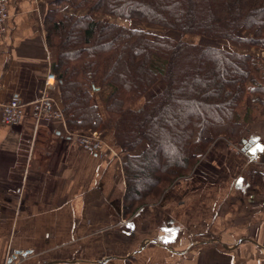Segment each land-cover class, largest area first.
<instances>
[{
	"label": "crops",
	"instance_id": "obj_1",
	"mask_svg": "<svg viewBox=\"0 0 264 264\" xmlns=\"http://www.w3.org/2000/svg\"><path fill=\"white\" fill-rule=\"evenodd\" d=\"M54 1L8 0L0 106L39 98L54 61L43 29ZM98 133L112 155L87 152L64 121L28 112L16 127L0 122V264H264V125L237 150L217 140L192 174L128 219L124 155L106 120Z\"/></svg>",
	"mask_w": 264,
	"mask_h": 264
},
{
	"label": "trees",
	"instance_id": "obj_2",
	"mask_svg": "<svg viewBox=\"0 0 264 264\" xmlns=\"http://www.w3.org/2000/svg\"><path fill=\"white\" fill-rule=\"evenodd\" d=\"M53 5L43 29L65 127L89 135L106 120L114 147L124 155L125 219L192 174L217 140L245 146L258 120L264 122V58L175 42L145 29L264 51V0ZM241 32L248 37H239ZM158 82L163 90L143 100Z\"/></svg>",
	"mask_w": 264,
	"mask_h": 264
},
{
	"label": "built area",
	"instance_id": "obj_3",
	"mask_svg": "<svg viewBox=\"0 0 264 264\" xmlns=\"http://www.w3.org/2000/svg\"><path fill=\"white\" fill-rule=\"evenodd\" d=\"M8 0H0V36L6 32L9 14L7 11ZM56 89V78L53 74H48L44 88L40 92L39 98L32 103L23 104L17 99L8 101L0 106V122L7 127H16L20 124L29 112L31 118L36 122L63 121L62 113L56 99L51 94ZM76 143L87 152L96 156L107 157L112 155V149L107 146L98 132L82 135L74 133ZM233 150H237L240 145L228 144ZM264 173V164L260 165Z\"/></svg>",
	"mask_w": 264,
	"mask_h": 264
},
{
	"label": "rangeland",
	"instance_id": "obj_4",
	"mask_svg": "<svg viewBox=\"0 0 264 264\" xmlns=\"http://www.w3.org/2000/svg\"><path fill=\"white\" fill-rule=\"evenodd\" d=\"M145 29L149 33L156 34L159 36L169 37L173 39L175 42L184 41L187 43L200 44V45H205V46L207 45V46L216 47V48H220V49L227 50V51H237V52H239L240 49L247 47L246 45H241V44H237L234 42H227V41H220V40L215 41V40H209V39L194 37V36H186V37L183 36L182 37L179 33H176V32L164 29V28H160V27H155V26H145ZM238 35L241 38L248 37V34L243 33V32L239 33ZM162 90H163V84L161 82H158L144 95L143 100H149L151 97H153L154 95H156ZM258 123L259 125L256 128H259L262 125H264L263 121L261 120L260 121L258 120Z\"/></svg>",
	"mask_w": 264,
	"mask_h": 264
},
{
	"label": "water",
	"instance_id": "obj_5",
	"mask_svg": "<svg viewBox=\"0 0 264 264\" xmlns=\"http://www.w3.org/2000/svg\"><path fill=\"white\" fill-rule=\"evenodd\" d=\"M18 254H20V253H18Z\"/></svg>",
	"mask_w": 264,
	"mask_h": 264
}]
</instances>
